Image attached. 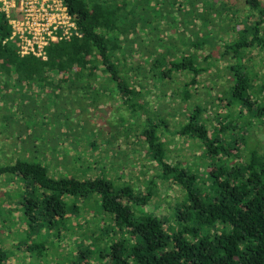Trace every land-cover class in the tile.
I'll list each match as a JSON object with an SVG mask.
<instances>
[{
	"label": "trees",
	"instance_id": "trees-1",
	"mask_svg": "<svg viewBox=\"0 0 264 264\" xmlns=\"http://www.w3.org/2000/svg\"><path fill=\"white\" fill-rule=\"evenodd\" d=\"M63 1L80 36L49 46L46 61L19 56L0 13V92L13 74L58 101L57 167L45 154L48 165L0 168L27 181L28 231L39 217L59 235L90 217L97 233L84 235L78 264H264V3L246 0L240 10L228 0ZM105 105L120 111L108 135L142 144L155 164L144 191L127 176L116 186L67 166L70 176H52L70 156L89 162L62 137L87 133L84 115ZM85 139L83 151L101 149ZM179 139L197 150L194 160L175 158ZM162 185L181 193L171 220L149 209ZM27 249L49 255L45 243ZM7 261L0 239V264Z\"/></svg>",
	"mask_w": 264,
	"mask_h": 264
},
{
	"label": "rangeland",
	"instance_id": "rangeland-1",
	"mask_svg": "<svg viewBox=\"0 0 264 264\" xmlns=\"http://www.w3.org/2000/svg\"><path fill=\"white\" fill-rule=\"evenodd\" d=\"M228 1L233 2L238 9L246 10V0ZM260 1L264 3V0ZM11 72L14 73V71ZM12 76L13 74L7 84L9 90L5 93L0 92V168L14 165L18 161L48 165L45 154H48L49 157L54 156L59 149L58 143H60L58 124L55 121L58 115L55 113L58 109V101L54 94L41 98L38 91L43 87H38L30 81L20 83L15 79L17 75L13 76L14 78ZM2 85L4 84L1 82L0 89L3 88ZM116 109L115 105L91 109L89 114L84 115L87 133L76 130V134L70 133L68 138L62 137L65 146L72 149L71 143L73 142L77 146V150L81 151L82 159H87L89 162L83 161L82 164L76 165L75 161L71 160L73 157L70 156V161H67L66 164L62 163L59 173L52 174V176L57 178L70 176L62 169V166H67L78 176L89 172L94 174L92 177L108 176L116 186L122 184L118 182L119 178L124 179L127 176L128 180L133 179L131 182L136 183L137 189L145 190L144 182H148L155 174L152 169L155 164L148 157L147 149L142 144L130 143L131 139L128 142L121 139L119 142L113 134L108 135L109 124L118 122L120 111ZM90 130L97 134H88ZM99 130L100 132H98ZM85 138L89 139V143L100 141L101 149L93 152L90 147L86 146L83 151V145L80 143L82 140H87ZM164 138L168 141L172 139L170 136ZM103 139L108 140V143L101 142ZM109 141H113V144H110ZM179 141L184 149L175 150V158L180 153L190 156L191 161L194 160L192 155L197 150L195 152L190 149L186 150L191 146H185L183 139H179ZM44 144H48V146L46 147ZM49 160L48 162H53V157H50ZM54 163L57 167L56 156ZM90 164L94 166L90 167ZM144 168L146 172L143 170ZM26 182L16 174L3 173L0 175V239L2 247L9 256L7 264H78L79 260L76 256L80 253V246L85 248L89 243L85 240L84 235H92L96 231L94 221L90 217L83 216L79 220L82 228L81 226L74 228L73 232L64 229L59 235L57 228L49 230L42 223V217H39L38 221L33 223L34 227H31L33 230L28 231V224L31 221L24 205L27 197ZM178 198H181L179 191L173 193L162 185L161 191L159 190V198H156L154 206L151 205L152 207L149 209L156 215L162 218L169 217L171 220L173 216L170 208ZM89 219L91 220L89 221ZM71 221L76 223L78 218L71 217ZM73 225L75 226V224ZM78 236L80 237L77 239ZM35 242L45 243L49 255L44 258L35 254L31 255L27 245ZM88 262L84 261L82 264H98L94 260Z\"/></svg>",
	"mask_w": 264,
	"mask_h": 264
},
{
	"label": "built area",
	"instance_id": "built-area-1",
	"mask_svg": "<svg viewBox=\"0 0 264 264\" xmlns=\"http://www.w3.org/2000/svg\"><path fill=\"white\" fill-rule=\"evenodd\" d=\"M0 13L8 20V41L16 45L20 57L46 61L49 46L80 36L63 0H0Z\"/></svg>",
	"mask_w": 264,
	"mask_h": 264
},
{
	"label": "crops",
	"instance_id": "crops-1",
	"mask_svg": "<svg viewBox=\"0 0 264 264\" xmlns=\"http://www.w3.org/2000/svg\"><path fill=\"white\" fill-rule=\"evenodd\" d=\"M54 156H56V157L58 158V156H59V153H58V151L56 152V155H54ZM54 156H53V157H54ZM54 158H55V157H54Z\"/></svg>",
	"mask_w": 264,
	"mask_h": 264
}]
</instances>
